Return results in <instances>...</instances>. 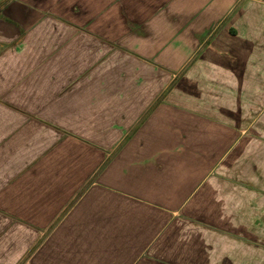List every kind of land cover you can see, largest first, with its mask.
<instances>
[{"label":"crops","instance_id":"0c3cea01","mask_svg":"<svg viewBox=\"0 0 264 264\" xmlns=\"http://www.w3.org/2000/svg\"><path fill=\"white\" fill-rule=\"evenodd\" d=\"M263 108V0H4L0 264H264L256 200L196 212Z\"/></svg>","mask_w":264,"mask_h":264},{"label":"rangeland","instance_id":"374dc122","mask_svg":"<svg viewBox=\"0 0 264 264\" xmlns=\"http://www.w3.org/2000/svg\"><path fill=\"white\" fill-rule=\"evenodd\" d=\"M3 1L0 0V6ZM188 68L181 71L169 84L168 91L162 97V101H165L171 94L175 102L182 100L183 95L186 96V100L193 99L195 101H197L198 95L204 97L205 94L197 92L196 78L187 75ZM252 113V117H248V112L246 113L247 123L243 125L246 131L244 138L225 158L219 172L215 175L217 179L214 183L203 191L201 195L203 203L197 206L196 212L200 208L209 211L210 208L216 206L215 202H220V200L226 203L218 206L220 209L217 211L230 212L234 206L229 205L227 200L251 198L256 200L251 205L252 210L247 206L253 228L264 232V108L254 109ZM116 152L108 158L109 161ZM255 240L264 246V236L255 238Z\"/></svg>","mask_w":264,"mask_h":264},{"label":"trees","instance_id":"16d2710c","mask_svg":"<svg viewBox=\"0 0 264 264\" xmlns=\"http://www.w3.org/2000/svg\"><path fill=\"white\" fill-rule=\"evenodd\" d=\"M263 1H264V0H263ZM167 91H168V90H167ZM167 91H166L165 93H163V95L160 97V99L157 101V103L153 106V108L156 107L159 103H161V101H162V97H164V95L167 93ZM125 141H126V140H124V141L121 143V145H120L119 147H121V146L125 143ZM108 163H109V159L104 163V165L101 167L100 171H101L102 169H104ZM100 171H99V172H100ZM58 222H59V221H57V222L55 223V225L58 224ZM55 225H54L53 227H55Z\"/></svg>","mask_w":264,"mask_h":264}]
</instances>
